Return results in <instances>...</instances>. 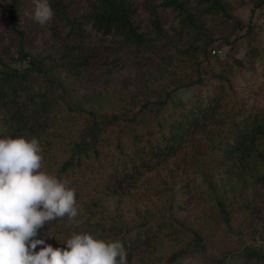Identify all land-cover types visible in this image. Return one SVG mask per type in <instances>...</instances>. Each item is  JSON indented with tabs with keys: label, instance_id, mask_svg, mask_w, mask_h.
<instances>
[{
	"label": "trees",
	"instance_id": "trees-1",
	"mask_svg": "<svg viewBox=\"0 0 264 264\" xmlns=\"http://www.w3.org/2000/svg\"><path fill=\"white\" fill-rule=\"evenodd\" d=\"M20 2L10 0L7 9L9 29L20 48L18 58L10 61L27 59V65L15 67L0 55V138H37L41 171L67 181L75 189L77 204L88 208L86 213L79 212L77 219L83 221L79 228L71 227L67 218L58 219L39 229L37 238L54 248L66 247L72 231L119 240L128 264H186L184 258L191 252L208 264L232 259L239 264H264L261 231L256 237L249 220L236 222L237 213L264 210L259 203L264 201L259 198L264 190V147L259 149L264 146V110L243 115L232 86V75L244 67L236 54L255 48L251 47L257 34L252 17L264 8V0H252L247 20L235 14L226 0H164L159 6L178 11L175 26L166 25L159 6L147 0V27L135 21L137 7L131 0H86L78 17L69 14L68 3L51 0L55 15L68 29L64 33L53 30V50L37 55L23 51L25 31L17 15ZM209 18L218 21V26L210 29ZM214 48L220 52L211 53ZM101 51L111 68L122 57L154 64L143 72L144 86L128 102L119 101L117 111L87 109L71 96L75 83L97 72L93 61ZM150 55L157 60L147 58ZM180 91L189 93L186 99ZM224 100L232 104L229 113L223 110ZM76 115L81 117V127L67 156L51 160L52 139L64 133L63 125L71 121L67 116ZM170 159L192 168L208 189L213 188L212 177L219 170L230 172L240 184L226 201L214 195L215 215L203 227L204 233L180 217L179 212L190 203L189 188L183 184L165 187L168 197L163 209L137 213L133 223L111 207L141 174L163 167ZM261 166L263 171L258 172ZM248 188L251 191L246 193ZM81 192H85L82 201ZM97 212L104 213L103 218L92 220ZM216 237L236 240L242 252H233L223 243L227 250L220 258H205L209 241Z\"/></svg>",
	"mask_w": 264,
	"mask_h": 264
},
{
	"label": "rangeland",
	"instance_id": "rangeland-1",
	"mask_svg": "<svg viewBox=\"0 0 264 264\" xmlns=\"http://www.w3.org/2000/svg\"><path fill=\"white\" fill-rule=\"evenodd\" d=\"M51 0H49L50 2ZM68 3L67 8L69 14L78 17L80 13L86 8V0H63ZM137 7L135 13V21L140 25L147 27L149 25V18L145 2L147 0H131ZM159 6L164 0H148ZM193 1V0H189ZM233 8L235 14L243 18L244 20L249 19V9L252 4V0H226ZM239 2L243 6L239 7ZM10 0H0V55L4 61L9 62L10 59H16L20 55L19 47L17 46V36L15 33L10 31L8 22V6ZM21 6L17 9V15L19 18L20 27L25 31L23 51L31 53L33 55L46 54L53 50L52 45V31L64 33L68 27L63 24L59 17L54 15L53 20L45 25L40 26L33 20L29 19L26 15L33 9L32 0H21ZM159 11L163 12V20L166 25H178L179 18L178 11L173 9L172 6H159ZM252 21L255 23L256 31V42L251 45L255 47L251 49V52L240 49L236 56H239L244 61V67L241 68L236 74L232 75V86L234 94L238 97L237 104L244 114H259L264 110V8L256 11L252 17ZM209 28L218 26V21H213L209 18ZM86 31H89V26L84 27ZM241 34V32H239ZM104 43V42H100ZM98 46V43H97ZM217 46V44L215 45ZM216 49V48H214ZM216 53L220 50L216 49ZM212 53V50H211ZM99 58H95L93 66L97 68V72L88 78H83L73 85L71 90V96L77 101V103L84 108H91L98 112L104 113L105 111L113 110L117 111L119 107L118 102L123 100L128 102V97L137 91L143 82L141 78H145L144 71L154 67L152 62L146 60L145 63H134L132 60H126V57H122L116 60L115 67H108L105 60V54L101 51ZM147 58L157 60V57L150 55ZM11 62V61H10ZM13 66L23 68L27 65V59L18 62H11ZM142 73V74H141ZM178 94L186 99L188 92L180 91ZM226 97H229L227 95ZM228 100V98H225ZM223 101L224 111L231 112L232 104ZM71 120L70 122L63 125L62 135L59 138L52 139L49 145L50 152L52 154L51 160L56 158V155H60L59 159L62 160L67 156L68 148L74 141L75 137L79 133L81 127V117L76 115L75 118L67 116ZM239 118V116H237ZM221 128V125L218 126ZM2 135H5V130ZM45 137V136H44ZM263 145L259 147L263 149ZM107 147H104L106 151ZM50 152H47V157H50ZM264 157V153L262 154ZM55 162V160H54ZM264 162V160H262ZM56 163V162H55ZM264 167V166H263ZM263 167H258L257 171L262 172ZM234 175L230 172L225 173L222 170L216 171L212 177L213 188L208 189L207 186L202 183L198 174L192 170L182 166L181 162L171 160L167 162L163 167L154 170L149 173L141 174L137 181L130 183L129 187L122 194L121 199L116 205H113L115 212L120 215L127 223H133L136 220L137 213L143 214L144 212H153L155 209L165 205L168 197V193L165 191V187H178L182 185L184 189L189 188V194L187 198L190 203L186 204V208L179 212L185 221L194 227L200 229L204 233V226L209 224L213 219L215 213L212 205L216 198L214 195L222 197L224 200L230 197L232 189L237 188L240 184L236 182ZM249 180L247 178L246 183ZM234 188V189H235ZM254 192L256 187H252ZM251 189H246V193L250 192ZM259 196V195H258ZM261 199L264 198V190L260 191ZM79 199L81 201L85 199V192L80 193ZM226 201V200H225ZM260 206L264 204V201L259 202ZM77 206H80L82 213H86L85 204L79 202ZM264 211V210H263ZM256 213L249 211L237 213V223H244L249 220V226L256 230V237L261 231V237L263 238L262 246L264 251V224L257 225L261 222L264 223V212ZM261 214L260 217H258ZM104 213L97 212L92 220H101ZM255 216V220L253 217ZM247 225V224H246ZM258 233V234H257ZM258 241V240H257ZM250 243V241H246ZM223 243L229 245L228 247L237 253H241V247L238 246V242L234 239L227 238L221 239L216 237L214 240L209 241V246L205 251L204 257L220 258L221 255L227 250L223 249ZM255 244V241H252ZM222 247V248H221ZM184 261L186 264H208L199 254L191 252L185 256ZM204 261V262H203ZM206 262V263H205ZM223 264H239L232 259ZM242 264V262H240ZM250 264H254L253 262ZM260 264V263H259Z\"/></svg>",
	"mask_w": 264,
	"mask_h": 264
},
{
	"label": "clouds",
	"instance_id": "clouds-1",
	"mask_svg": "<svg viewBox=\"0 0 264 264\" xmlns=\"http://www.w3.org/2000/svg\"><path fill=\"white\" fill-rule=\"evenodd\" d=\"M32 3L28 18L49 24L55 15L49 0ZM41 151L37 138H0V264H128L119 240L72 231L66 247L54 248L37 238L39 229L58 219L67 218L74 228L83 223L75 189L41 171Z\"/></svg>",
	"mask_w": 264,
	"mask_h": 264
},
{
	"label": "built area",
	"instance_id": "built-area-1",
	"mask_svg": "<svg viewBox=\"0 0 264 264\" xmlns=\"http://www.w3.org/2000/svg\"><path fill=\"white\" fill-rule=\"evenodd\" d=\"M216 51H218V50H212V53H214V52H216Z\"/></svg>",
	"mask_w": 264,
	"mask_h": 264
}]
</instances>
